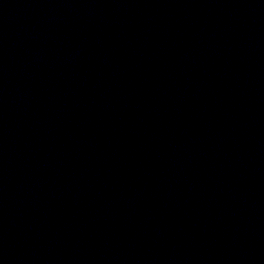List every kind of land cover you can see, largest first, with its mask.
Instances as JSON below:
<instances>
[{"label": "water", "instance_id": "1", "mask_svg": "<svg viewBox=\"0 0 264 264\" xmlns=\"http://www.w3.org/2000/svg\"><path fill=\"white\" fill-rule=\"evenodd\" d=\"M0 264H264V0H0Z\"/></svg>", "mask_w": 264, "mask_h": 264}]
</instances>
